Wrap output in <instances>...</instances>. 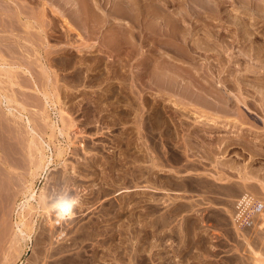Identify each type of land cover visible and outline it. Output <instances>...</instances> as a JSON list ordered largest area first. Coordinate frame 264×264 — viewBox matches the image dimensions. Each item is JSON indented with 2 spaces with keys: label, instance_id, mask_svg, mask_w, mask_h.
<instances>
[{
  "label": "rangeland",
  "instance_id": "374dc122",
  "mask_svg": "<svg viewBox=\"0 0 264 264\" xmlns=\"http://www.w3.org/2000/svg\"><path fill=\"white\" fill-rule=\"evenodd\" d=\"M39 1L25 0V3H30L28 8H24L28 14H21L19 22L13 15L17 30V25H20V29L25 31L24 16L35 24L34 29L29 27L31 31L27 28L31 34L27 41L22 40L28 48L31 47L29 50H20L22 53L16 54L11 51L7 53L8 49L5 48V52L3 47L7 38L6 41L18 46L13 38L17 30L7 25L11 30L0 32V64H16L14 61L21 54L19 59L23 57L22 63L25 57L30 61L20 65L25 69L29 64L26 69L31 68L29 72L32 71L31 74L18 67L14 68L13 73L9 68L7 71L0 68V143L1 146L6 143L5 146L11 149L9 153L7 147L0 146V153L6 159L12 158L10 166L6 167L0 162V264H264V211L253 213L254 202L248 211L240 214V201L244 196L264 201V101L255 89H250L251 86L245 84L243 87L241 83L239 86L238 80H231L236 73L242 75L243 70L238 69L247 63L234 54L242 47L258 50L259 56L264 59V0H226L222 7L219 6L222 3L218 4L220 10L213 1L212 9H216L217 19L210 21L216 22V28H219L217 33L224 35V38L225 34L228 35L226 38L230 40L234 38L232 32L237 30L236 27L241 31L240 39L237 37L234 43L231 41L230 51L234 57H229L230 61L225 59L229 61L227 64L224 59L217 61L212 57L210 60L201 57L194 61L179 59L164 40L156 41L157 38L152 34L147 36L146 30L140 25L143 24V15H138L139 25L136 22V26L129 25L125 22L127 18L125 20L120 17L106 20L100 26H90L91 23L75 25L70 21L66 24L63 17L54 12L53 6L48 3L44 4L47 10L44 9V19H41L42 14L38 13ZM99 1L106 9L116 0ZM172 1H169V6L165 5L166 10L173 9L175 0ZM140 2L143 5L165 3L164 0ZM218 13L222 16H218ZM120 27L121 31L127 29L126 33L129 29L133 35L132 42L130 37L122 38ZM43 28L45 31L41 32ZM141 32H144L143 35ZM5 35L8 37L3 40ZM113 36L122 38L126 43L121 39L120 43H115L114 39L113 42ZM150 40L155 41L154 46ZM133 41L136 44H132ZM137 44H140V48H137ZM146 55H151V58ZM143 58H147L149 63L145 65ZM163 59L169 61L172 67L184 71V74L207 75L216 84L217 88L214 89L220 90V94L223 91L226 94L229 108L225 105V116L222 110L215 111L218 115L215 109H206L207 106L195 108L185 101L187 106L183 103V99L187 98L181 100L177 94L180 100H175L177 97L174 95L173 98L172 94L176 93L171 94L172 90L157 87L154 80L156 76H162L150 72ZM250 62L260 66L264 60L259 63L250 59ZM222 65L230 68L222 69ZM258 65L253 66L256 72H243L246 78L253 79L255 74L264 77V67L261 65L259 68ZM10 72L15 78L26 77L24 84L9 83L7 74ZM221 77L224 78L223 82ZM216 78H219V83ZM18 80L19 83L23 82L22 78ZM242 87L246 89L244 92ZM11 91L15 92L11 95ZM42 92L45 93L44 97ZM245 94L253 102L247 100ZM255 95L260 96L261 101ZM4 102H12V111L14 114L23 113V119L5 110L7 104ZM246 104L255 106L252 110ZM244 105L248 113L243 110ZM13 106H16L17 112ZM228 112L229 115H226ZM199 113L207 114L201 115L200 119L204 120H197ZM27 116L36 131L37 142L45 143L49 162L53 169H57L50 170L47 180L43 179L44 170L39 169L33 174L36 170L33 167L36 160L33 159L37 153L35 144H30L27 151V141L31 137L22 126ZM243 126L246 129L251 127V130ZM233 130L234 133L238 132L242 141L233 135ZM197 131L200 133L199 140L196 139L198 145L189 147L184 139L186 133ZM1 135L11 136L6 139ZM4 138L6 141L11 140L10 143L14 142L13 145L4 142ZM250 138L259 142L260 154L251 153L244 144L243 141ZM201 141H204L206 145H202L207 148L211 145L210 153L199 145ZM212 141L215 143L213 146ZM221 147L224 152L220 151ZM2 149L8 155H2ZM247 167L250 170H261L262 175L260 173V176L254 178ZM49 182L74 185L82 198L76 217L66 224L58 226L55 215L50 213L44 203L43 194Z\"/></svg>",
  "mask_w": 264,
  "mask_h": 264
},
{
  "label": "bare ground",
  "instance_id": "6f19581e",
  "mask_svg": "<svg viewBox=\"0 0 264 264\" xmlns=\"http://www.w3.org/2000/svg\"><path fill=\"white\" fill-rule=\"evenodd\" d=\"M28 1V0H27ZM38 1V0H37ZM145 1V0H144ZM169 1H172V0H164V4H159V3H157V2H153V3H151V4H149V5H143L142 4V2H140V0H116L115 2H113V4H110V8H103V6H101V4H100V1L99 0H41V1H39L40 3H38V4H40L38 7V13H40L39 15H41L40 17H41V19H44V18H42V16L44 15V4L45 3H48V5H51V6H53L52 8H54L53 10H54V12L56 11V12H58V15H61L62 17H63V21L67 24L69 21L70 22H72L73 24H77V25H86V24H88V23H91L92 25H90V26H94V25H96V26H100L101 24H102V22H104V21H106V20H111V19H113L114 17H120V18H122V19H125V18H127V21H125L126 23H129V25L130 24H133V25H135V23L138 21V18L137 17H139L140 15L142 16H144L143 18V21L141 20V22L143 23V24H140V25H142L143 26V28H144V30H146L145 31V33L147 34V36H149L148 34H152L154 37H156L157 38V40L156 41H159V39H161L162 41L164 40L165 41V43H167V45H170L171 47L170 48H172V50H173V52H174V54L179 58V59H182L183 60V58H184V60L186 59L187 61H189V60H195V59H197V58H201V57H203V59H207V60H210V57H212V58H215L217 61H219L220 59H226V60H229L230 58L229 57H234L233 55H232V51H230V49H231V47H232V45H231V41L233 42V41H235V39L237 40L238 38L240 39V37H241V31H240V28L238 29V27H236L237 28V30H235L234 32H232V35H234V38H231L230 40H229V38L227 39L226 37H228V35H226L225 34V38L223 37V36H221L222 34H218L217 33V30L219 29H217L216 28V22H212V21H210V19H213L214 20V18H216L217 16H216V9L214 10V8L212 9V7H213V1L215 2V6L217 5V7L216 8H218L219 6H221L222 7V5H223V2H225L226 0H175V4L174 3H172V2H174V1H172L171 3L172 4H174L175 6L173 7V9L172 10H166V8H165V5L167 6H169ZM233 1V0H232ZM241 1V0H240ZM106 2V1H105ZM148 2H149V0H148ZM229 2V1H228ZM236 2V1H235ZM237 2H239V1H237ZM112 3V2H111ZM219 3H222L221 5H219L218 6V4ZM226 3V2H225ZM30 3H25V0H0V32L2 31V32H6V31H8L10 28H15L16 29V27H15V23H14V21H15V19L13 18V15H14V17L17 19L16 21L17 22H19L20 21V19L22 18L21 16V14H24V15H26V13H25V10H24V8L25 7H27L28 8V6H30L29 5ZM233 5H235V4H233ZM51 6H50V8H51ZM173 6V5H172ZM214 6V7H215ZM31 7H33V6H31ZM220 7V8H221ZM52 8H51V10H52ZM219 9V8H218ZM27 10V9H26ZM29 10V9H28ZM33 10V8L31 9V11ZM34 10H35V8H34ZM45 10H47V9H45ZM220 10V9H219ZM219 10H217L218 12H219ZM222 10V9H221ZM29 12H30V10H29ZM35 12V11H34ZM47 13V12H46ZM210 13V14H209ZM4 14V15H3ZM28 14V13H27ZM34 14V13H33ZM54 14V13H53ZM219 14V13H218ZM221 14V13H220ZM218 15V16H222V15ZM30 15V14H29ZM38 15V16H39ZM48 15V14H47ZM139 15V16H138ZM27 16V15H26ZM26 16H24V24H23V26L26 28H24L25 29V31L23 30H21L20 29V25H17L18 26V30H17V33H15V37H13L14 38V41L18 44V46L17 45H13L11 42H9V41H6L8 38V35H5V36H3V40H5L6 38V40H5V42L6 43H4V51L5 50H7V53H10L9 51H11V53L13 52V53H16L17 54V52H20V53H22V51H27V50H29V48H31V47H29L28 48V46H27V44H25V42L23 43V41L22 40H26L27 41V39L31 36V34H30V32H29V27L30 26H32V28L34 27L33 25H35V24H33V22L30 20V18L28 19ZM56 16V15H55ZM215 16V17H214ZM29 17V16H28ZM53 17V16H52ZM212 17V18H211ZM233 17V16H232ZM18 18H19V21H18ZM48 18V17H47ZM46 18V19H47ZM220 18V17H219ZM118 19V18H117ZM140 19V18H139ZM217 19V18H216ZM215 19V20H216ZM38 20V19H37ZM48 20V19H47ZM46 20V21H47ZM119 20V19H118ZM126 20V19H125ZM230 20V19H229ZM44 21V20H43ZM112 21H114V20H112ZM123 21V20H122ZM140 22V23H141ZM8 23V24H7ZM54 23H55V21H54ZM57 23V22H56ZM111 23V22H110ZM117 23H119V22H117ZM13 24V25H12ZM39 24V23H38ZM137 24L139 25V23L137 22ZM7 25H9V29H8V26ZM11 25H12V27H11ZM48 25V24H47ZM70 25V24H69ZM126 25H128V24H126ZM125 25V26H126ZM128 25V26H129ZM39 26V25H38ZM50 26V25H49ZM90 26H89V29H90ZM128 26H126V27H128ZM136 26V25H135ZM135 26H133V27H135ZM44 27V26H43ZM115 27V26H114ZM27 28H29V29H27ZM41 28V26H39V29ZM69 28V27H68ZM83 28V27H82ZM140 28V30H142L143 28H141V27H139ZM139 28H137V29H139ZM235 28V27H234ZM235 28V29H236ZM34 29V28H33ZM92 29V28H91ZM96 29V28H95ZM132 29H134V28H132ZM136 29V28H135ZM201 29V30H200ZM11 30V29H10ZM21 31V33H18V31ZM35 30H36V28H35ZM59 30V29H58ZM118 30V29H117ZM117 30H113V31H117ZM131 30V29H130ZM139 30V31H140ZM197 30H200L197 34H196V31ZM30 31H31V29H30ZM43 31H45L44 30V28H43V30L41 31V32H43ZM51 31H52V29H51ZM67 31V30H66ZM92 31V30H91ZM126 31H127V29H126ZM126 31L125 30H123L122 29V31H121V27H120V33L122 34V38H124V37H130V39L129 40H131V42H132V40L133 39H131V36H133V35H131V33H129L130 31H129V29H128V32L126 33ZM138 31V32H139ZM224 31V30H223ZM35 32V31H34ZM93 32V31H92ZM228 32H229V30H228ZM228 32H227V34H228ZM10 33H11V31H10ZM12 33H14V32H12ZM11 33V34H12ZM24 33V34H23ZM47 33V32H46ZM118 33H119V31H118ZM117 33V34H118ZM129 33V34H128ZM140 33V32H139ZM142 33V35H143V33L144 32H141ZM223 33V32H222ZM234 33V34H233ZM5 34V33H4ZM3 33H2V35H4ZM8 34V33H7ZM36 34V33H35ZM59 34V33H58ZM88 34V33H87ZM116 34V33H115ZM30 35V36H29ZM37 35V34H36ZM53 35V34H52ZM61 35V34H60ZM112 35V34H111ZM114 35V34H113ZM118 35H120V34H118ZM141 35V34H140ZM145 35V34H144ZM231 35V34H230ZM1 36V35H0ZM11 36V35H10ZM29 36V37H28ZM48 36V35H47ZM135 36V35H134ZM152 36V37H153ZM55 37V36H54ZM114 38H112V41L114 42V40H116L115 41V43L117 42V43H120V39L122 40V38H118L117 36H113ZM144 37V36H143ZM162 37V38H161ZM238 37V38H237ZM38 38V37H37ZM60 38V37H59ZM109 38V37H108ZM132 38H134V37H132ZM1 39V38H0ZM32 38H30V40H31ZM45 39V38H44ZM106 39V38H105ZM114 39V40H113ZM139 39H140V37H139ZM142 39V38H141ZM145 39H147V37L145 38ZM144 39V41H146ZM152 39V38H151ZM2 40V41H3ZM34 40V39H33ZM108 40V39H107ZM135 40V39H134ZM230 42H229V41ZM11 41V40H10ZM29 41V40H28ZM101 42H102V40H100ZM105 41V40H104ZM111 41V40H110ZM123 41V40H122ZM143 41V42H144ZM151 42H152V46H154L153 44H155L152 40H150ZM239 41V40H238ZM37 42V41H36ZM42 42V41H41ZM112 42V44H114ZM124 42V44L126 43L125 41H123ZM122 42V43H123ZM140 42H142L141 40H140ZM139 42V43H140ZM147 42V41H146ZM16 43H14V44H16ZM27 43V42H26ZM103 43V42H102ZM234 43V42H233ZM105 44H107L106 42H105ZM110 44H111V42H110ZM132 44H136V43H134V41H133V43ZM140 44H142V43H140ZM140 44H137L138 46H137V48H140L139 47V45ZM144 44V43H143ZM28 45H30V44H28ZM32 45V44H31ZM104 45V44H103ZM115 45V44H114ZM122 45V44H121ZM164 45V44H163ZM48 46V45H47ZM85 46V45H84ZM108 45H106V47H107ZM118 46V45H117ZM152 46H148V48H151ZM109 47V46H108ZM113 47V46H112ZM5 48H7V49H5ZM168 48H169V46H168ZM240 48V47H239ZM2 49V48H1ZM20 50H22V51H20ZM99 50V49H98ZM120 50V49H119ZM149 50H151V49H149ZM153 50H155V49H153ZM152 50V51H153ZM33 51V50H32ZM47 51V50H46ZM106 51V50H105ZM109 51V50H108ZM130 51H131V48H130ZM139 51H140V49H139ZM6 52V51H5ZM29 52V51H28ZM34 52V51H33ZM38 52H39V50H38ZM107 52V51H106ZM151 52V51H150ZM19 53V54H20ZM100 53V52H99ZM108 53V52H107ZM149 53V52H148ZM147 53V54H148ZM32 54V53H31ZM37 54V53H36ZM49 54V53H48ZM102 54V53H101ZM150 54V53H149ZM226 54V55H225ZM236 56L235 57H239L240 58V60H244V61H246L247 63H245L244 65H242V66H240L241 68L240 69H238V70H243V72H245V70L246 71H248L249 72V70H250V73H251V71L252 72H254L255 70H254V68H253V66H255V67H257V63L255 64V65H253L251 62H250V59H251V61H252V59L255 61V62H262L264 59L263 58H261L260 56H259V51L258 50H256V49H252V48H245V47H242L237 53L235 52L234 53ZM2 55V54H1ZM4 55V54H3ZM21 55V54H20ZM19 55V56H20ZM24 55H26V53L24 54ZM23 55V56H24ZM46 55V54H45ZM145 55V54H144ZM154 55V54H153ZM15 56V55H14ZM18 56V55H17ZM19 56H18V59L16 58V61H14V62H16V64H12L13 62H9V61H7V62H9L10 64H6V65H4V63H3V65L2 64H0V68H3V70H5V71H7V68H9L10 69V71L11 72H13L14 73V68L16 69V68H20V69H22L23 71H27L28 73H31L32 74V71H30L29 72V70H31V68H29V70L28 69H26V67L27 66H29V64L25 67V69L20 65L22 62H23V57H22V59H19ZM22 56V55H21ZM32 56H34V55H32ZM102 56V55H101ZM105 56V55H104ZM147 56V55H146ZM145 56V57H146ZM150 56V57H149ZM149 56H147V57H149V58H151V55H149ZM16 57V56H15ZM25 57V56H24ZM37 58H38V56H36ZM173 57V56H172ZM4 58H6L5 56H4ZM12 58V57H11ZM97 58H100V57H98V55H97ZM176 58V57H175ZM228 58V59H227ZM15 59V58H14ZM25 59H26V57H25ZM24 59V61L26 62V61H30V60H25ZM31 59V58H30ZM144 60H143V63H145V65H146V63L148 62L149 63V61H148V59L147 58H143ZM147 59V60H146ZM263 59V60H262ZM10 60H12V59H10ZM21 60H22V62H21ZM38 60V59H37ZM165 59H163V61L162 60H160L159 61V65H157L158 66V68H156L157 66L156 65H154L152 68H151V74L152 75H161L162 77L160 78L159 76L157 77L156 76V80H154V84L158 87V86H161V88L163 87V88H166V90H168V91H170V90H172V92H171V94L172 93H176V94H172L173 95V98H174V95L176 96L177 94L179 95H177L178 97H180V99L182 100V98H187L186 100H184L183 99V103L185 104V105H187L188 106V104L187 103H189V104H191V105H194V107L195 106H207V108L206 109H208V107L209 108H211V109H215L214 110V112L216 111L217 112V110H222V112H223V110L225 109V105L227 106V108H229L228 107V105H227V103H226V97H225V95H224V91H223V95L222 94H220L221 92H219L217 89H214V87L215 88H217L216 87V84H214L211 80H209L208 78H207V75L206 76H203L202 74H197V75H189L188 74V72H186V74H184V73H182V72H184V71H182L181 72V70L178 68H174V67H172L170 64H169V61H164ZM193 60V61H194ZM226 60H225V62H226ZM231 60V59H230ZM229 60V61H230ZM233 60H234V58H233ZM239 60V59H238ZM248 60H249V62H248ZM13 61V60H12ZM32 61V60H31ZM229 61L228 62H226V64L227 63H229ZM3 62H5V61H3ZM25 62L24 63H22V65L24 64L25 65ZM36 62V61H35ZM2 63V62H1ZM28 62H26V64H27ZM31 63V62H30ZM32 63H33V61H32ZM31 63V64H32ZM49 63V62H48ZM241 63V62H240ZM243 63V62H242ZM41 64V63H40ZM39 64V65H40ZM234 64V63H233ZM236 64V63H235ZM264 63H262L261 65L264 67V65H263ZM42 65V64H41ZM44 65V64H43ZM144 65V66H145ZM209 65V64H208ZM224 65H225V63H224ZM229 65V64H228ZM231 65V64H230ZM261 65L259 66V68L261 67ZM3 66V67H2ZM156 66V67H155ZM189 66H191V65H189ZM206 66V65H205ZM234 66V65H233ZM40 67V66H39ZM41 67H43V66H41ZM180 67V66H179ZM209 67H211V66H209ZM225 67H227V65L225 66ZM225 67H223V65H222V69L223 68H225ZM229 67V66H228ZM227 67V68H228ZM236 67V66H235ZM238 67V66H237ZM28 68V67H27ZM34 68V67H33ZM109 68V67H108ZM146 68V67H145ZM156 68V69H155ZM186 68V67H185ZM191 68V67H190ZM230 68V67H229ZM233 68V67H232ZM204 69H206V67H204ZM218 69V68H217ZM226 69V68H225ZM258 69V68H257ZM149 70V69H148ZM182 70H184V69H182ZM207 70V69H206ZM210 70V69H209ZM230 70V69H229ZM241 70V71H242ZM22 71V72H23ZM221 71V70H220ZM233 71V70H232ZM235 71V70H234ZM9 73V74H7L6 76L8 77V81H9V83H12V84H15V83H17V84H24V81H25V79H26V77H24L25 79H23V77H20L18 74H15V75H18L20 78H17V80H16V78H15V76H14V74L13 73ZM19 72V71H18ZM190 72V71H189ZM218 72V71H217ZM226 73H227V71H225ZM224 72V73H225ZM243 72H242V75H241V73L239 74V75H237V73H236V75H233L232 77H231V80H232V78H235L236 80H238V82H237V84L240 86V83H241V86H243L244 87V85L245 84H247V85H249V86H251L252 88H250V89H255L256 90V92L258 93V94H260L261 95V97H262V101H264V77H262V75L260 76V77H258V76H256V74L252 77V75H251V77L253 78V79H249V78H246V76L247 75H245V74H243ZM256 72V71H255ZM6 73V72H5ZM34 73V72H33ZM44 73H45V71H44ZM150 73H149V75H150ZM199 73V72H198ZM202 73V72H201ZM220 73V72H219ZM25 74V73H24ZM36 74V73H35ZM34 74V75H35ZM213 74V73H212ZM231 74H234V73H231ZM199 75V76H198ZM218 76H219V74H217ZM226 75H228V73L226 74ZM230 75V74H229ZM250 75V74H249ZM21 76H23L22 74H21ZM29 76V75H28ZM31 76V75H30ZM42 76H43V73H42ZM208 76H209V74H208ZM216 76V75H215ZM217 76V77H218ZM221 76V75H220ZM219 76V77H220ZM264 76V75H263ZM200 77V78H199ZM22 78V80H23V82L21 81V83H19L20 82V80H18V79H21ZM33 78V77H32ZM31 78V79H32ZM39 78V77H38ZM45 78H46V76H45ZM159 78V79H158ZM210 78H211V75H210ZM223 80H222V82L224 81V78L223 77H221ZM29 79V78H28ZM211 79H213V77L211 78ZM235 79H233L234 81H235ZM30 80V79H29ZM29 80H26L27 82L29 81ZM39 80V79H38ZM216 80H217V82L219 81V78H216ZM230 80V79H229ZM230 80V81H231ZM232 80V81H233ZM17 81H19V82H17ZM50 81V80H49ZM233 81V82H234ZM27 82L25 83V84H27ZM45 82V81H44ZM216 82V83H217ZM220 82H221V79H220ZM242 82H244V83H242ZM31 83H32V81H31ZM50 83V82H49ZM219 83V82H218ZM225 83V82H224ZM223 83V84H224ZM227 83V82H226ZM229 83V82H228ZM222 84V83H221ZM230 84H231V82L228 84L229 86H230ZM233 84H235V83H233ZM236 84V86H238ZM51 85H52V83H51ZM220 85V84H219ZM225 85H227V84H225ZM246 85V86H247ZM22 86V85H21ZM229 86H227V87H229ZM234 86V85H233ZM232 86V87H233ZM44 87H46V86H44ZM220 86H218V88H219ZM225 86L223 85V89H225L224 88ZM226 87V88H227ZM231 87V86H230ZM231 87V88H232ZM242 87V88H243ZM7 89H8V87H6ZM5 88V89H6ZM234 88V87H233ZM238 88V87H237ZM240 88V87H239ZM238 88V89H239ZM220 89V88H219ZM241 89V88H240ZM244 89V88H243ZM242 89V92H244L246 89H244L243 90ZM248 89V88H247ZM11 90V89H10ZM222 90V89H221ZM6 91V90H5ZM16 91V90H15ZM15 91H13V92H15ZM24 91V90H23ZM234 91V90H233ZM248 91V90H247ZM251 91V90H250ZM253 91V90H252ZM12 91H11V95H12V93H13ZM231 92V91H230ZM235 92V91H234ZM255 92V93H256ZM3 93V92H2ZM19 93H21V92H19ZM255 93H253V94H255ZM7 94H10V93H6V95ZM17 94V93H16ZM42 94H43V97L45 96V93L44 92H42ZM228 94V93H227ZM237 94H239L238 92H237ZM236 94V95H237ZM242 94V93H241ZM252 94V93H251ZM18 95V94H17ZM240 95V94H239ZM3 96V95H2ZM9 96V95H8ZM13 96H14V94H13ZM176 96V97H177ZM231 96V95H230ZM238 96V95H237ZM241 97H242V95H240ZM240 96H238V97H240ZM244 96V95H243ZM245 96H246V94H245ZM259 96V95H258ZM4 97V96H3ZM10 97H12V96H9V98ZM19 97V96H18ZM174 98L175 100H177V99H179V98ZM235 97V96H234ZM233 97V98H234ZM240 97V98H241ZM250 97V96H249ZM249 97L247 98V96H246V98H247V100L249 99ZM253 97V96H252ZM255 97H256V95H255ZM2 98V97H1ZM0 98V99H1ZM24 98H25V96H24ZM23 98V99H24ZM101 98V97H100ZM239 98V99H240ZM246 98H243V99H246ZM256 98H259V100H260V96L259 97H256ZM3 99H5V100H9L8 98H3ZM179 99V100H180ZM230 99V98H229ZM228 98H227V100H229ZM239 99H236V100H239ZM242 99V100H243ZM251 99V98H250ZM249 99V100H250ZM255 99V98H254ZM18 100V99H17ZM20 100V99H19ZM25 100H26V98H25ZM29 100V99H28ZM234 100V99H233ZM235 100V102H237ZM252 100V99H251ZM256 100V99H255ZM258 100V99H257ZM3 101V100H2ZM1 101V102H2ZM10 101H11V99H10ZM185 101L187 102V103H185ZM261 101V100H260ZM15 102V101H14ZM177 102V101H176ZM179 103H180V101H178ZM228 103L230 102L231 103V101H227ZM233 102V101H232ZM238 102H240V100L238 101ZM237 102V103H238ZM249 102V101H248ZM251 102V101H250ZM252 102H253V100H252ZM252 102L250 103V104H252ZM255 102V101H254ZM12 102H8V103H5L4 102V104H7V106L5 105L4 107V109L5 110H7L8 112H10V114H13L15 117H18V118H21L20 120H22L23 119V113H21V112H19V113H16V114H14V112L12 111V107H10V104H11ZM27 103V102H26ZM229 103V104H230ZM243 103V102H242ZM256 103V102H255ZM8 104H9V106H8ZM16 104H18V102H16ZM235 104V103H234ZM238 104H240V103H238ZM237 104V105H238ZM263 104H264V102H263ZM12 105V104H11ZM19 105V104H18ZM256 105H258V104H256ZM259 105H261V103L259 102ZM231 106H232V104H231ZM246 106H247V104H246ZM253 106H255V104L253 105ZM252 106V107H253ZM14 107V106H13ZM192 107V106H191ZM233 107V106H232ZM244 108H243V110H245V112H247L248 113V109H246V107H245V105L243 106ZM249 109L250 108H252L251 106H247ZM257 107V106H256ZM255 107V108H256ZM24 108H25V106H24ZM23 108V109H24ZM59 108H61V107H59ZM195 108H197V107H195ZM205 108V107H204ZM236 108H237V106H236ZM262 108V107H261ZM16 109V106L13 108V110H15ZM199 109H201V108H199ZM206 109H204V111L206 112ZM233 109V108H232ZM234 109H235V107H234ZM234 109H233V111H234ZM242 109V108H241ZM257 109V108H256ZM17 110H18V108H17ZM26 110V109H25ZM202 110V109H201ZM225 110H227V109H225ZM239 110V109H238ZM252 110H253V108H252ZM255 110V109H254ZM259 110H260V107H259ZM16 111V110H15ZM19 111V110H18ZM21 111V110H20ZM197 111V110H196ZM212 111V110H211ZM237 111V110H236ZM257 111V110H256ZM17 112V111H16ZM195 112V111H194ZM201 112H203V110L201 111ZM208 112V111H207ZM213 112V113H214ZM215 112V113H216ZM219 113H220V111H218ZM221 112V113H222ZM244 112V113H245ZM258 112V111H257ZM260 112V111H259ZM263 112H264V110H263ZM1 113V112H0ZM29 113V112H28ZM195 113H197V112H195ZM209 113H211L210 111H209ZM220 113V114H221ZM224 113V112H223ZM222 113V114H223ZM7 113H5V115H6ZM203 114H206V113H203ZM202 113H199V114H197L198 116H199V118L197 119V120H200L201 121V119H200V117H201V115H203ZM216 114H218V113H216ZM221 114V115H222ZM236 114V113H235ZM240 114V113H239ZM207 115V114H206ZM219 115V114H218ZM226 115H229V112L226 114ZM261 115H263V114H261ZM261 115H259V116H261ZM205 116V115H204ZM223 116H225V113H224V115ZM237 116H238V114H237ZM237 116H235L236 118H237ZM250 116V115H249ZM31 117V116H30ZM197 117V116H196ZM203 117V116H202ZM218 117V116H217ZM240 118H241V116H239ZM244 117V116H243ZM257 117H258V115H257ZM261 118H263V117H261ZM9 119H11V118H9ZM13 119V118H12ZM205 119V118H204ZM204 119H202V120H204ZM246 119V118H245ZM14 120H16V119H14ZM34 120H35V118H34ZM217 120V119H216ZM219 120V119H218ZM233 120V119H232ZM17 121V120H16ZM24 121V120H23ZM215 121V120H214ZM220 121V120H219ZM235 121V120H234ZM233 121V122H234ZM244 121V120H243ZM248 121V120H247ZM254 121H256V120H254ZM263 121V120H262ZM64 122V121H63ZM203 122V121H202ZM216 122V121H215ZM14 123V122H13ZM205 123V121L203 122V124ZM238 123V122H237ZM243 123V122H242ZM247 123V122H246ZM250 123V122H249ZM16 124H18L17 122H16ZM23 125V127L25 128V132H26V134L27 133H29L30 135H29V137H31V139H29L28 141H27V151H29V149H30V144H32V145H34L35 144V146H34V148H35V150H36V153H37V155H36V158L35 159H33V161L34 160H36L35 161V163H34V166L33 167H35V169L36 170H34V172H33V174H35V173H37L38 172V170L40 169V170H44L46 167H47V165H48V163H49V161H50V157H49V155H47V153H46V147H45V143H43L42 141H41V143L39 144L37 141H39L38 140V138L36 139V137H35V130H34V127L33 126H31V124H30V119H29V117L27 116L26 117V121L24 122V123H22ZM34 124V123H33ZM51 124V123H50ZM234 124V123H233ZM264 124V123H263ZM2 125V124H1ZM207 125H209V124H207ZM235 125H237V124H235ZM242 125H244V124H242ZM251 125V124H250ZM249 125V126H250ZM253 125V124H252ZM255 125H257V124H255ZM6 126V125H5ZM9 126H10V124H9ZM210 126V125H209ZM212 126V125H211ZM239 126V125H238ZM240 126H241V123H240ZM248 126V125H247ZM264 126V125H263ZM3 127V126H2ZM7 127H8V125H7ZM13 127V126H12ZM18 127V126H17ZM208 127V126H207ZM213 127V126H212ZM244 127V126H243ZM246 127V126H245ZM244 127V128H245ZM258 127V126H257ZM256 127V128H257ZM4 128V127H3ZM19 128H21L20 127V125H19ZM203 128V127H202ZM216 128H218L217 126H216ZM240 128V127H239ZM242 128V127H241ZM262 128V127H261ZM2 128H0V130H1ZM5 129V128H4ZM7 129V128H6ZM14 129V128H13ZM21 129H23V128H21ZM35 129H36V127H35ZM196 129V128H195ZM194 129V130H195ZM206 129V128H205ZM211 129V128H210ZM213 129V128H212ZM246 129V128H245ZM248 129V131H249V129L251 130V127L250 128H247ZM246 129V130H247ZM8 130V129H7ZM203 130V129H202ZM201 130V131H202ZM244 130V129H243ZM243 130H241V132L243 131ZM256 130V129H255ZM255 130H252V131H255ZM3 131V130H2ZM5 132H6V130H4ZM18 131V130H17ZM22 131V130H21ZM23 131H24V129H23ZM22 131V132H23ZM190 131V130H189ZM193 131V130H192ZM206 132H207V130H205ZM216 131V130H215ZM214 131V132H215ZM238 131V130H237ZM19 132V131H18ZM232 132V131H231ZM262 132V131H261ZM1 133V132H0ZM3 133V132H2ZM7 133H9V132H7ZM6 133V134H7ZM14 133V132H13ZM24 133V132H23ZM194 133V132H193ZM190 133V132H187L186 133V137L184 138L185 139V141H186V144L189 146V147H195L194 145H196L198 142V140H199V138H200V133L197 131V133ZM203 133V132H202ZM211 133H212V131H211ZM233 133H234V130H233ZM250 133H252L251 131H250ZM5 134V135H6ZM10 134V133H9ZM17 134V132L14 134L15 135V137L17 136L16 135ZM231 134V133H230ZM240 134H242V133H240ZM243 134H244V131H243ZM248 134V133H247ZM247 134L245 135V136H247ZM253 134V133H252ZM252 134H250V135H252ZM255 134V133H254ZM4 135V136H5ZM12 135V134H11ZM10 135V136H11ZM19 135V134H18ZM20 135H21V133H20ZM24 135H25V133H24ZM198 135V136H197ZM204 135V134H203ZM235 137H238L239 139L238 140H240V141H242L241 140V138L238 136L239 134H238V132H236V133H234L233 134ZM232 135V136H233ZM1 136H3V135H1ZM3 136V137H4ZM9 135H7V137H8ZM9 136V137H10ZM22 136H23V134H22ZM21 136V138H23ZM211 136V135H210ZM215 136V135H214ZM241 136V135H240ZM6 137V136H5ZM6 137V139H8ZM199 137V138H198ZM205 137H207V136H205ZM243 137V136H242ZM248 137V136H247ZM250 137V136H249ZM252 137H255V136H252ZM256 137H257V135H256ZM13 137H11L10 139H12ZM25 138V137H24ZM202 138V137H201ZM258 138V137H257ZM256 138V139H257ZM6 139L4 138V142L6 141ZM196 139H197V141H196ZM203 139H205V138H203ZM207 139H208V137H207ZM206 139V140H207ZM211 139H213V138H211ZM255 139V138H254ZM21 140V139H20ZM19 140V141H20ZM201 140V139H200ZM220 140V139H219ZM224 140V139H223ZM2 141H3V139H2ZM8 141V140H7ZM6 141V142H7ZM9 141H11V140H9ZM8 141V142H9ZM216 141H218V139L216 140ZM260 141V140H259ZM261 141H263L262 139H261ZM16 142V141H15ZM22 142V141H21ZM204 141H201V144H199L200 146H202V147H204L206 150H207V152H211V149L209 148L210 146H208V148L207 147H205V146H203L202 145V143H203ZM210 142V141H209ZM213 142L214 141H212V146L215 144H213ZM244 142V144L248 147V150L251 152V153H257L258 152V144H259V142L258 143H256L254 140H252L251 138L249 139V140H244L243 141ZM3 143V142H2ZM10 143V142H9ZM12 143H14V142H12ZM12 143H10V145H13ZM207 143V142H206ZM219 143V142H218ZM226 143V142H225ZM237 143V142H236ZM241 143V142H240ZM239 143V144H240ZM261 143V142H260ZM4 144V143H3ZM6 144V143H5ZM5 144H4V146H5ZM203 144H205V143H203ZM227 144H230V143H228L227 142ZM242 144V143H241ZM7 145H9V144H7ZM198 145V144H197ZM206 145V144H205ZM207 145H209V144H207ZM218 146L217 147H219V144H217ZM220 145H222L224 148H225V146L223 145V144H220ZM0 146H1V143H0ZM4 146H1L2 148L4 147ZM262 146H263V144H262ZM261 145L259 146V147H262ZM1 147H0V149H1ZM5 147H7V146H5ZM4 147V148H5ZM13 147V146H12ZM11 147V148H12ZM227 147V146H226ZM9 147H7L6 148V151L7 150H9L8 152L10 153L11 152V149H8ZM211 148H213V147H211ZM215 148V147H214ZM220 148V147H219ZM218 148V149H219ZM224 148H223V150H224ZM246 148V147H245ZM19 149V148H18ZM226 149V148H225ZM243 149V148H242ZM262 149V148H261ZM4 149H2V155H4V154H6V155H8V153L6 152H4L3 151ZM13 150V149H12ZM15 150V149H14ZM19 150H21V149H19ZM216 150H217V148H216ZM245 150V149H244ZM243 150V151H244ZM247 150V151H248ZM220 151H222V147H221V150ZM226 151V150H225ZM246 151V150H245ZM262 151V150H261ZM1 152V151H0ZM15 152V151H14ZM17 152V151H16ZM216 152V151H215ZM222 152H224V151H222ZM221 152V153H222ZM22 153V152H21ZM28 153V152H27ZM259 153V152H258ZM212 154V153H211ZM260 154V153H259ZM10 155V154H9ZM12 155V154H11ZM248 155H251V154H248ZM254 155V154H253ZM0 156H1V153H0ZM10 157V156H9ZM253 157V156H252ZM1 158V160H0V162H2V164H4L6 167L7 166H10V164H11V160H12V158H8V159H6L5 157H3V156H1L0 157ZM225 158V157H224ZM20 159V158H19ZM28 160V159H27ZM229 160H231V159H229ZM33 161H32V163H33ZM8 162V163H7ZM12 162H14V161H12ZM31 162V161H30ZM225 163H227V162H225ZM224 163V164H225ZM13 164V163H12ZM234 164V163H233ZM232 164V165H233ZM263 165V164H262ZM12 166V165H11ZM15 166V165H14ZM240 166V165H239ZM241 167V166H240ZM232 168V167H231ZM236 168H237V166H236ZM246 168V167H245ZM244 168V169H245ZM253 168V167H252ZM251 168V169H252ZM9 169V168H8ZM34 169V168H33ZM233 169V168H232ZM247 169L248 170H250L248 167H247ZM246 169V170H247ZM5 170V169H4ZM9 170H12V169H9ZM241 170V169H240ZM245 170V171H246ZM262 170H263V168H262ZM32 171V170H31ZM238 171H239V169H238ZM261 171V170H260ZM259 170L257 171V170H250V174H252L253 176H254V178H255V176H260V175H262V173L260 172ZM264 171V170H263ZM244 172V171H243ZM243 172H238V173H243ZM245 173V172H244ZM261 173V174H260ZM32 174V175H33ZM260 174V175H259ZM31 175V176H32ZM246 175V174H245ZM241 176V175H240ZM243 176V175H242ZM247 176V175H246ZM248 177H249V175H248ZM243 178H244V176H243ZM249 178H251V180H252V177L250 176ZM261 178V177H260ZM263 178H264V174H263ZM256 179H257V177H256ZM262 179V178H261ZM263 181V180H262ZM262 181H260V183L262 182ZM259 182V181H258ZM262 184V183H261ZM263 190V189H262ZM31 195H33V192H31L30 193ZM19 230L20 231H22V229L21 228H19Z\"/></svg>",
  "mask_w": 264,
  "mask_h": 264
},
{
  "label": "clouds",
  "instance_id": "9594fccd",
  "mask_svg": "<svg viewBox=\"0 0 264 264\" xmlns=\"http://www.w3.org/2000/svg\"><path fill=\"white\" fill-rule=\"evenodd\" d=\"M50 170H57L52 168L51 162L44 169L43 179H48ZM43 199L50 213L55 215L58 226L72 221L82 204V198L75 189V186L64 182L58 185L49 182L43 194ZM254 202L255 208L252 210L253 213L264 211V201H256L255 197L246 195L240 201V214L243 215L244 212L248 211Z\"/></svg>",
  "mask_w": 264,
  "mask_h": 264
}]
</instances>
